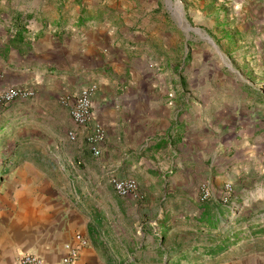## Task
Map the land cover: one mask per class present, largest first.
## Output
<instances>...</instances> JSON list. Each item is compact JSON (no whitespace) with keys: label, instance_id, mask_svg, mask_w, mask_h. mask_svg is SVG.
<instances>
[{"label":"crops","instance_id":"1","mask_svg":"<svg viewBox=\"0 0 264 264\" xmlns=\"http://www.w3.org/2000/svg\"><path fill=\"white\" fill-rule=\"evenodd\" d=\"M109 14L83 26L77 18L0 35V92L34 93L0 106L16 152L0 159V264H15L24 252L57 262L78 235L89 245L77 264H170L213 238L202 228L210 223L221 232L215 256L192 251L184 264H264V204L253 202L264 192V75H253L247 62L226 76L223 64L216 87L203 77L195 88L190 66H179L175 33L111 25ZM93 85V119L77 127L65 100ZM96 127L104 133L98 155L89 144ZM28 147L36 153H19ZM113 179L135 180L143 199L118 197ZM203 185L207 202L200 201ZM165 196L184 217L149 219L153 231L131 246L122 229L136 202ZM148 205L152 216L163 212ZM167 223L169 234H158ZM243 231L218 252L221 240Z\"/></svg>","mask_w":264,"mask_h":264},{"label":"rangeland","instance_id":"2","mask_svg":"<svg viewBox=\"0 0 264 264\" xmlns=\"http://www.w3.org/2000/svg\"><path fill=\"white\" fill-rule=\"evenodd\" d=\"M119 11L123 12L124 16L126 13L127 17L118 19L114 13ZM106 12H110L108 16L111 25L129 22L140 33L159 36L160 32H164V28L167 29L166 33L169 29L175 33L179 66L183 62L190 66L188 72H192L195 88L200 85L203 77L208 78L216 87L213 82H217L219 68L223 64L226 65V76L233 75L234 64L242 66L247 62L252 63L250 72L253 75L257 77L264 75V0H0V35L8 30L15 32L18 25L31 31L41 25L62 27L68 22L70 24L73 20L76 21L77 18L79 19L75 25L83 26L91 19L95 22L101 21ZM182 57H185L184 61L180 60ZM178 69L179 67L177 73ZM177 75L179 80L183 77L180 73ZM257 97L260 99L261 94ZM2 121L0 118V159L16 153L13 149L15 139L13 128L10 129V123L5 125L12 121L11 119ZM19 153L32 155L36 153V149L28 147ZM2 172L0 167V174ZM254 198L253 202L264 204V192L256 194ZM136 204V215H131L129 222L124 224L122 229L127 236L124 240L130 242L131 246L133 244L138 246L140 240L136 238L153 231L149 219H155L160 215L162 220L170 222L172 218L184 217L185 214V212L176 214L180 209L179 204L169 202L168 196H165L162 202L155 197L153 202L150 200L148 203L145 199ZM148 204L159 206L163 212L160 214L156 212L152 216L146 210ZM165 210L170 211L165 213ZM208 225H203L202 228L204 231H213V238L205 242L200 241L194 248L189 249L191 255L192 251L198 253L202 251L208 253L210 257L215 256L217 251L213 248L217 244L215 237L221 235V232L215 225L211 223ZM169 231L167 223L157 233L168 235ZM181 233L186 234L185 231H177V234ZM243 233L245 231L236 232L221 240L217 245L221 247L218 252ZM190 254L183 252L180 256L174 257L170 264H184L191 260Z\"/></svg>","mask_w":264,"mask_h":264},{"label":"built area","instance_id":"3","mask_svg":"<svg viewBox=\"0 0 264 264\" xmlns=\"http://www.w3.org/2000/svg\"><path fill=\"white\" fill-rule=\"evenodd\" d=\"M97 90V86L93 85L86 89L81 90L72 99L66 98L65 102L71 100L69 105V115L77 127H86L93 119L92 113V96ZM34 93L30 90L19 89L10 87L0 92V106L9 108L17 100L30 99ZM77 134L74 131L67 133V139L74 143ZM104 133L100 127L95 128V133L89 139V144L95 155H98L97 145L103 141ZM112 187L115 193L120 198L132 197L136 200H142V195L139 193L138 184L133 179H113ZM231 193V187H225V196L223 202L228 203V198ZM210 199V190L207 185H203L200 190V201L207 202ZM77 246H67L63 257L57 262L47 261L45 258L30 252L21 253L15 264H77L80 250L89 245L88 240L83 239L81 236L76 237Z\"/></svg>","mask_w":264,"mask_h":264},{"label":"trees","instance_id":"4","mask_svg":"<svg viewBox=\"0 0 264 264\" xmlns=\"http://www.w3.org/2000/svg\"><path fill=\"white\" fill-rule=\"evenodd\" d=\"M6 137H7V136H6ZM2 140H3V139H2ZM232 243H233V242H230L227 246L224 247V249H225V248L227 249Z\"/></svg>","mask_w":264,"mask_h":264}]
</instances>
